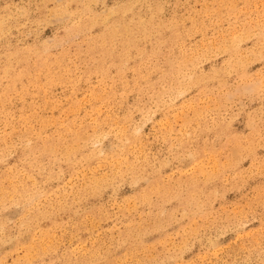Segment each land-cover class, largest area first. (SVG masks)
I'll return each instance as SVG.
<instances>
[{"label": "rangeland", "instance_id": "1", "mask_svg": "<svg viewBox=\"0 0 264 264\" xmlns=\"http://www.w3.org/2000/svg\"><path fill=\"white\" fill-rule=\"evenodd\" d=\"M0 264H264V0H0Z\"/></svg>", "mask_w": 264, "mask_h": 264}]
</instances>
